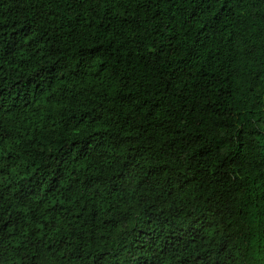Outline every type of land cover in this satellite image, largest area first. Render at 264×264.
I'll return each mask as SVG.
<instances>
[{
	"label": "trees",
	"instance_id": "trees-1",
	"mask_svg": "<svg viewBox=\"0 0 264 264\" xmlns=\"http://www.w3.org/2000/svg\"><path fill=\"white\" fill-rule=\"evenodd\" d=\"M0 264H264V0H0Z\"/></svg>",
	"mask_w": 264,
	"mask_h": 264
}]
</instances>
